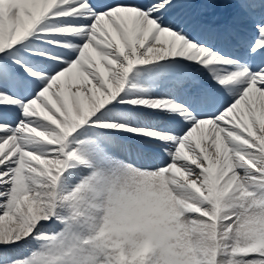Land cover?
<instances>
[{"label":"snow or ice","instance_id":"1","mask_svg":"<svg viewBox=\"0 0 264 264\" xmlns=\"http://www.w3.org/2000/svg\"><path fill=\"white\" fill-rule=\"evenodd\" d=\"M0 264H264V0H0Z\"/></svg>","mask_w":264,"mask_h":264}]
</instances>
